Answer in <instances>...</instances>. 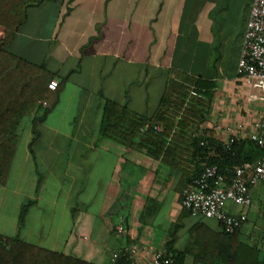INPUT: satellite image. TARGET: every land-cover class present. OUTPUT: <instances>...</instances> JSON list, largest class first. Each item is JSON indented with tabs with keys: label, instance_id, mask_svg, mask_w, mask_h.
Listing matches in <instances>:
<instances>
[{
	"label": "crops",
	"instance_id": "1",
	"mask_svg": "<svg viewBox=\"0 0 264 264\" xmlns=\"http://www.w3.org/2000/svg\"><path fill=\"white\" fill-rule=\"evenodd\" d=\"M252 2L46 0L30 8L9 49L66 80L33 153L31 117L24 140L20 127L8 180L0 186V233H16L20 206L29 198L35 202L19 231L22 239L98 264L114 262V253L146 264L156 251L170 256L182 251L193 228L220 230L214 219L186 214L173 231L182 213L179 172L102 136L100 127L107 99L152 112L167 72L177 68L218 83L201 126L241 123L246 136L264 110V95L236 72ZM217 137L224 141L227 134L222 129ZM8 191L17 195L10 215ZM261 196L264 183L255 184L248 207L229 209L246 213L240 236L264 254V208L252 207ZM6 219L10 230L1 228ZM202 251L196 264H213L216 243L205 242ZM193 261L194 254H187L183 264Z\"/></svg>",
	"mask_w": 264,
	"mask_h": 264
},
{
	"label": "trees",
	"instance_id": "2",
	"mask_svg": "<svg viewBox=\"0 0 264 264\" xmlns=\"http://www.w3.org/2000/svg\"><path fill=\"white\" fill-rule=\"evenodd\" d=\"M46 0H0V186L8 180L10 168L20 142V127L31 117L29 149L40 138V126L59 102L64 77L55 89L48 87L56 74L9 49L16 32L26 22L28 10ZM218 83L194 76L177 68L167 72L161 97L149 114L129 109L126 104L107 99L103 106L102 136L157 160L160 165L179 172L177 188L181 192L202 170L216 165L222 172L229 167L254 162L260 151L252 140L242 138L229 145L217 137V130L201 126L210 111ZM40 177L38 178V184ZM35 199L25 200L17 218L16 233H0V264H98L76 254L54 250L22 239L20 229ZM182 213L173 225L181 227ZM219 223V222H218ZM216 231L208 226L194 228L182 251L168 256L171 264H183L187 254H194L193 264L203 256L205 242L216 243L213 264H264V254L254 243L244 241L240 228L233 233ZM200 250V251H198ZM198 252V253H197ZM129 260L118 254L116 262Z\"/></svg>",
	"mask_w": 264,
	"mask_h": 264
},
{
	"label": "built area",
	"instance_id": "3",
	"mask_svg": "<svg viewBox=\"0 0 264 264\" xmlns=\"http://www.w3.org/2000/svg\"><path fill=\"white\" fill-rule=\"evenodd\" d=\"M241 55L238 59L237 77L251 89L264 95V0H253L243 34ZM60 84L53 78L48 87L55 89ZM252 99H259L251 95ZM227 134L224 140L229 145L234 140L249 138L257 145L260 155L254 162L229 167L222 172L216 165L206 166L182 191V207L193 216H203L219 222L228 233H233L247 220L245 212H232L229 206L248 207L251 204L250 187L264 183V110L259 114L249 133L243 136V125L220 126ZM122 228L119 227L118 231ZM118 254H113L116 262ZM172 259L162 251H156L146 264H171ZM118 264V263H116ZM124 264H143L129 260Z\"/></svg>",
	"mask_w": 264,
	"mask_h": 264
},
{
	"label": "rangeland",
	"instance_id": "4",
	"mask_svg": "<svg viewBox=\"0 0 264 264\" xmlns=\"http://www.w3.org/2000/svg\"><path fill=\"white\" fill-rule=\"evenodd\" d=\"M27 121H28V118H24V120L22 121V125H21L22 130H23V132H22V140H24V138H25V131H26L25 130V127H26V124L28 123ZM53 180L54 179H51V181H53ZM60 180L62 182L61 184H63V185L67 184V181H65V178H61ZM6 196H7L6 197L7 198L6 201H8V199H9V201L11 202V204L8 207H6L5 210L8 213V215H10L11 214V206H12V203H13L14 199L17 198V195H14V194L11 193V191H8ZM256 198L252 202V207L254 209H256V210H258V209H261L262 210L264 208V197L261 196L259 199H258V197H256ZM8 219H9V217H8ZM8 219H6L5 222H1V228H5V230H10V228H12V224L9 222L10 220H8ZM251 219L252 220H255V222L257 221L256 216H254ZM252 223L250 224V228L253 227ZM254 231L257 232L258 230L255 229Z\"/></svg>",
	"mask_w": 264,
	"mask_h": 264
}]
</instances>
